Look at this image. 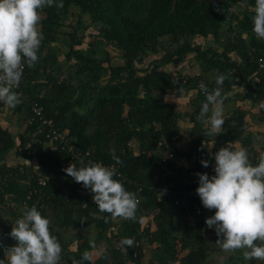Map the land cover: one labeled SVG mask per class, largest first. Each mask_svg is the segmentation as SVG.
<instances>
[{
    "label": "trees",
    "instance_id": "16d2710c",
    "mask_svg": "<svg viewBox=\"0 0 264 264\" xmlns=\"http://www.w3.org/2000/svg\"><path fill=\"white\" fill-rule=\"evenodd\" d=\"M62 3V8L40 10L38 29L43 39L39 60L33 68L25 64L19 84L20 105L27 108L29 119L31 103H39L47 119L68 131L67 145L73 147L75 154H82L73 161L77 167L87 166L89 160L117 167L121 176L115 175L114 179L140 198L137 219L112 220L110 214L100 212L90 190L63 171L70 165L71 153L53 150L49 143L44 148L47 142L42 135L32 138L37 124H28L25 133L19 136V146L11 133L0 127V176L12 173L1 193L0 204L9 199L21 216L25 205H35L48 219L52 211L56 226L77 231L75 253L79 260L85 250L93 251L89 232L94 230L95 242L103 243L104 251L93 264H142L144 241L155 246L152 261L156 264H206L210 254L206 237L217 234L205 223L200 198L189 195L199 186L197 173H207L214 161L206 148L213 136L205 135L203 125L196 119L206 99L199 85L203 82L212 90L218 74L227 76L222 94L228 110L218 137L227 144L240 143L241 148L247 149L250 162L257 164L259 155L247 127L248 112L237 105L249 101L252 106H259L264 101V72L258 63L264 58V39H257L252 32L255 0H62ZM233 7L240 10L232 12ZM74 10L76 20L67 26ZM84 17L91 25L99 26L97 40L87 49L78 48L84 42L79 36ZM223 30L228 32L225 39ZM210 36L214 38L212 43L194 42L196 38ZM164 40L168 46L163 44ZM59 45L67 47V72H64L66 64L58 58ZM107 46L121 52L122 65L110 64L108 52H103L105 57L100 55ZM160 48L164 49L163 54L143 65L146 58L159 55ZM190 54L201 69L199 75L172 76L166 71L167 65L185 63ZM234 87L241 90L234 91ZM189 93L190 114L175 111L165 98L169 94ZM259 109L264 114V108ZM185 117H189L193 126L188 147L181 148L177 144L179 123ZM132 142L137 143L138 150L132 148ZM166 146L173 158L164 163ZM19 147L25 158L37 161L40 174L50 176L46 186L38 184V175L29 184L22 182L28 179L24 169L8 164V154ZM113 149L122 164L112 159ZM202 159L210 161L207 168L203 167ZM177 160H184L189 167L179 166ZM58 167L61 172H57ZM61 175L65 177L63 182ZM165 188L168 190L164 191ZM3 226L0 220V227ZM124 237L134 239V246L122 247L120 240ZM15 243L8 234L0 235L3 245L0 259H5L4 247ZM60 244L62 262L70 256L69 244Z\"/></svg>",
    "mask_w": 264,
    "mask_h": 264
},
{
    "label": "clouds",
    "instance_id": "9594fccd",
    "mask_svg": "<svg viewBox=\"0 0 264 264\" xmlns=\"http://www.w3.org/2000/svg\"><path fill=\"white\" fill-rule=\"evenodd\" d=\"M52 6L62 8V0H0V102L10 108L22 103L15 89L23 78L25 64L33 68L39 60L43 39L38 29L40 10ZM251 20L256 38L264 39V0H255ZM226 79V75L218 74L212 90L203 82L199 85L206 99L196 119L207 136L219 135L225 123L226 97L222 88ZM179 90L183 93L182 88ZM259 107L264 108V101ZM110 155L117 164L123 163L114 149L110 150ZM212 155L215 174L210 177L207 173H197L196 192L206 209L215 210V214L206 219V225L214 228L219 237L216 243L223 251L243 250L245 260L264 262V154L258 157L255 165L250 162L247 149L231 144ZM201 163L207 168L210 161L202 159ZM63 171L90 190L99 211L110 214L112 220L137 219L139 200L135 193L114 179L116 173L112 168L89 162L81 167L70 164ZM9 235L16 243L4 247L5 259H0V264H61L62 245L50 231V220L42 216L35 205H25ZM90 244L95 248L94 242ZM134 244L132 238L120 240L122 247L131 248ZM80 257V260L74 259L73 264H93L92 253L88 250Z\"/></svg>",
    "mask_w": 264,
    "mask_h": 264
},
{
    "label": "rangeland",
    "instance_id": "374dc122",
    "mask_svg": "<svg viewBox=\"0 0 264 264\" xmlns=\"http://www.w3.org/2000/svg\"><path fill=\"white\" fill-rule=\"evenodd\" d=\"M239 10H240V8H235V7L232 8V12H238ZM76 17H77V12H76V10H74L72 12V15L70 16V19L66 22V25L72 21H75ZM241 17H243V15H241ZM224 29H226V26ZM65 30H67L66 27H65ZM98 33H99V26L91 25L89 23L88 18L84 17L83 27L79 31V36L83 37L84 42L78 48H82V49L89 48L90 43H94L97 40V36H98L97 34ZM227 34H228V32L226 30H223V37L222 38L225 39ZM194 42L201 44V45H205L206 43L214 42V38L212 36H210L206 39L205 38H196L194 40ZM163 44L168 46L167 45L168 41L164 40ZM55 46H58V45L56 44ZM59 47H60L61 51L59 53L58 58H59V61L63 65L66 64L65 65L66 69L64 68V72H67L68 63L65 59L66 58L65 57V51H66L67 47L63 46V45H59ZM104 49L105 50L102 51V53L100 55L105 57L106 55L103 52H108V54H109L108 58H109L110 64L122 65L124 63L123 58L121 56L122 55L121 52L118 49H116L114 46H107V47H104ZM163 52H164V49L160 48L159 55L146 58L143 65H148L149 63H151L154 60V58L161 56L163 54ZM233 56H234V58H237L235 56V54ZM141 65H139V66H141ZM106 66H107V63H106ZM165 69L172 76L181 75V76L187 77V76H191V75L195 74L198 71L201 72V69H200L198 63H196L194 61V55H191V54L186 57L185 63L170 64V65H167L165 67ZM240 90H241V88L234 87V91H240ZM231 94H233V93H231ZM191 96H192L191 93H189L188 95H180V96L169 94L165 98H166V101L173 106L175 111L181 112L183 114H190V112H192V106L190 104ZM237 105L244 108L248 112V115L246 117L247 125H248L247 126L248 132H251L253 134V137H254L253 145H254L255 150L257 151L258 155L260 156L261 154L264 153V149H263L264 114H262L260 112L259 106H252V103L249 101L238 102ZM227 110H228L227 106L224 105V117H223L224 119L226 117V111ZM11 113H12V115H15V114H13V112H11ZM192 126H193V124H192V122H190L189 117H185L179 123L180 141L177 144L181 148H187L188 147V145L190 143L189 130L192 128ZM221 131H222V128H221L220 132ZM227 145H228L227 143H225L224 141L219 139L218 135L217 136L214 135L213 139L207 144L206 148H207V151L210 153L211 157H213V159H214V156L212 154L217 152L221 147H225ZM131 146L134 150H138V145L136 142H132ZM232 146L235 148H241L240 143H236L235 145L233 144ZM47 147H49V145L46 143L44 148H47ZM167 149H168V147L166 146V150H164V153H166L168 151ZM13 158L16 159L15 162H17V163L13 164L11 162V161H14V160H12ZM7 162H8V164H10V166L23 167L22 169H24V172L28 178L26 180H22V182H24V183L27 180H29V178L31 176V172L34 171V166L36 164L35 160L25 158L24 155L22 154V151H20L17 148L8 154V161ZM176 162L179 166L189 167V164L186 163L184 160H177ZM214 165H215V160L212 163V167H210L208 170H206L207 174L208 173L212 174V175L215 174ZM18 178H20V177H18ZM64 178H65L64 175L60 176L61 182H63ZM48 216H49V220H50V231L52 232V234L58 238L60 243H64V244L68 243L69 244L67 251L70 254V256L65 261H62L61 264H73L74 259L79 260L78 254L75 253L77 250V244H78V242H77L78 238H76L77 231L73 228L62 229V228L56 226L52 220L53 216H54V213L52 211H49ZM20 217H21L20 210L18 209V212H15L12 208V205L9 202V199H8V201L2 205V209H0V220L6 224H9V223H12L14 220H16ZM144 222H146V220ZM89 233H90L89 238H91L90 240L92 242H94V245H95V248H93V251L91 252L92 256H93V261H94L104 251V245H103V243L95 242L96 231L90 230ZM206 238H207L208 244H210V251H209L210 254H209L208 261L206 264H226V263H230V264H254L252 262L253 260H245L244 259L243 254H242L243 250H237L236 252H225V251H223L221 249V247L216 243V241L219 239V237L217 235L216 236L207 235ZM143 247H144L145 254H144V259L142 261V264H156L157 263L156 261L155 262L152 261V256H153V251H154L155 246H152L148 242L144 241ZM185 253H187V252H184V254ZM255 264H262V263H260L259 261H256Z\"/></svg>",
    "mask_w": 264,
    "mask_h": 264
},
{
    "label": "built area",
    "instance_id": "2783aa9c",
    "mask_svg": "<svg viewBox=\"0 0 264 264\" xmlns=\"http://www.w3.org/2000/svg\"><path fill=\"white\" fill-rule=\"evenodd\" d=\"M258 63H259L260 70L262 72H264V58H260L258 60ZM15 91H17L20 94V98H22V92L19 90V86L15 89ZM2 107H3V103L0 102V111H1ZM30 110H31L32 115L28 119L27 124H29V125L30 124H37L36 131L32 134L33 137L36 138L37 135H42L46 139L47 144L49 143L50 145H52L53 150L56 148H59L61 152L67 151V152L71 153V157L69 159V164H73L74 159L75 160L79 159L82 156V154H75L73 147L67 145L68 140H69L68 131L67 130H61L59 127L55 126V123L53 120L47 119L45 117L44 112H43V107L40 106L39 103L33 101L31 103ZM174 141H176V138L173 139V142ZM162 144L163 143H161L160 145L162 146ZM18 146H19V144H18ZM18 149L21 150L20 147ZM87 155H89V153H87ZM172 158H173V153H172V151L168 150L166 153H164L162 160L164 163H167V161L169 159H172ZM33 160H35V159H33ZM60 161H62V160H60ZM35 162H36V164L34 166V171L31 172V176H30L29 180L26 181V183L29 184L32 181L31 179L34 176L38 175L39 178L37 179V182L40 186L44 187L50 181V176H43L42 174H40L38 163L36 160H35ZM89 162H93V161L89 160L88 164H89ZM22 168L23 167H21L20 169L22 170ZM110 168H112L115 171V173H116V175H118V177L121 176L117 167L115 168V166H110ZM56 170H57V172H61V169L59 167ZM11 176H12V173L7 174L6 176H0V198H1V193L4 190V186L6 185V181L9 180V178H11ZM167 190H168L167 188L164 189V191H167ZM189 195L199 197L196 191H191L189 193ZM29 198H30V195L28 196V199ZM137 199L140 202V198L137 197ZM200 201H201V199H200ZM176 203L179 204V201H177ZM201 204H202V202H201ZM202 207L204 209V220L206 223V219L210 216H213L215 214V210L210 211V210L206 209L203 206V204H202ZM0 209H2V204H0ZM13 210L16 211L17 208L14 206ZM12 225H13L12 223H9V224L4 223V226L0 227V235L8 234V236L10 237L9 233L11 232ZM143 225L146 226L147 225L146 222H143ZM4 229L8 230V232H6Z\"/></svg>",
    "mask_w": 264,
    "mask_h": 264
},
{
    "label": "crops",
    "instance_id": "0c3cea01",
    "mask_svg": "<svg viewBox=\"0 0 264 264\" xmlns=\"http://www.w3.org/2000/svg\"><path fill=\"white\" fill-rule=\"evenodd\" d=\"M201 72L198 71L195 74L191 75V76H197L199 75ZM15 115H12V113ZM28 116V111L27 108L25 106L22 105H18L15 108H10L6 105L3 104V107L0 111V127L8 130V132H10L12 134V136L15 138L16 140V146L18 145L19 142V136L22 135L23 133H25L28 124H27V118ZM11 161L13 164L17 163L15 162V158H13Z\"/></svg>",
    "mask_w": 264,
    "mask_h": 264
}]
</instances>
